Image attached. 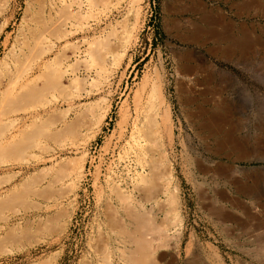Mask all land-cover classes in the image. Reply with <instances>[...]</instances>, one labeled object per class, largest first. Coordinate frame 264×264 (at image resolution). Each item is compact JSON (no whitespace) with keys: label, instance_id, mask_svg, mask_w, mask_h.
Instances as JSON below:
<instances>
[{"label":"rangeland","instance_id":"1","mask_svg":"<svg viewBox=\"0 0 264 264\" xmlns=\"http://www.w3.org/2000/svg\"><path fill=\"white\" fill-rule=\"evenodd\" d=\"M247 7L165 27L155 0H0V264H126L129 213L168 234L157 264H264V0Z\"/></svg>","mask_w":264,"mask_h":264},{"label":"crops","instance_id":"2","mask_svg":"<svg viewBox=\"0 0 264 264\" xmlns=\"http://www.w3.org/2000/svg\"><path fill=\"white\" fill-rule=\"evenodd\" d=\"M155 4L160 24L165 27L182 25L187 18H194L196 25L211 24L207 21L209 7L215 14L214 25L231 26L248 16V0H155Z\"/></svg>","mask_w":264,"mask_h":264},{"label":"bare ground","instance_id":"3","mask_svg":"<svg viewBox=\"0 0 264 264\" xmlns=\"http://www.w3.org/2000/svg\"><path fill=\"white\" fill-rule=\"evenodd\" d=\"M24 75V74H22ZM21 76V75H20ZM12 77V76H11ZM20 78V77H19ZM34 78L32 79V81ZM13 82V81H12ZM18 82V81H17ZM28 82V81H27ZM16 83V82H15ZM13 84V83H12ZM17 84V83H16ZM23 84V83H22ZM26 86V85H25ZM14 87V86H12ZM24 87V86H23ZM15 88V87H14ZM159 88V87H158ZM157 88V89H158ZM156 89V90H157ZM160 93L159 90L155 93ZM159 95V94H158ZM161 97H159L160 99ZM164 99V98H163ZM159 101V100H158ZM164 104V103H163ZM162 104V105H163ZM155 106V105H154ZM153 107V106H152ZM159 112V111H157ZM156 112V113H157ZM168 114V113H167ZM1 116V115H0ZM168 116V115H167ZM163 118V117H162ZM164 121V120H163ZM167 121V120H166ZM164 123V122H163ZM168 124V123H167ZM166 130V129H165ZM168 130V129H167ZM167 132H170L169 130ZM169 134V133H168ZM169 136V135H168ZM167 136V137H168ZM170 138V137H169ZM167 140V139H166ZM165 140V141H166ZM171 141V140H170ZM171 143V142H170ZM169 143V144H170ZM167 144V142H166ZM171 147V146H170ZM167 152V151H166ZM152 165V164H151ZM154 166V165H153ZM152 166V167H153ZM128 214V213H127ZM129 217H131V220L135 222V230L134 232H130L128 235L129 242L131 246V249L129 251V254L125 257L126 258V264H157L155 260V254L157 253V249L161 246L158 245V241L161 240V238H165L168 234L166 233L165 229L162 228L160 225H155L151 223L152 220L146 219L144 215H141L140 213H129ZM151 217V216H150ZM181 219V218H180ZM182 221V220H181ZM131 225V224H130ZM162 225V224H161ZM132 226V225H131ZM124 227V226H123ZM164 227V226H163ZM125 231V230H124ZM121 233V231H120ZM124 233V232H123ZM122 234V233H121ZM120 235V234H119ZM122 236V235H121ZM124 237V236H123ZM183 237V235H182ZM122 239V238H121ZM120 239V240H121ZM179 240V239H178ZM163 241V240H162ZM190 241V240H189ZM164 244V242H162ZM189 243V242H188ZM161 244V243H160ZM105 246V244H104ZM158 246V247H157ZM191 246L192 243H190L187 247V254H191ZM103 247V246H102ZM99 251V250H98ZM97 251V252H98ZM101 251V249H100ZM105 251V249H104ZM106 252V251H105ZM125 252V251H124ZM96 253V252H95ZM101 253V252H100ZM124 254V253H123ZM109 255V254H108ZM182 255V254H181ZM198 256V255H197ZM194 257V256H193ZM121 258V257H120ZM190 260V259H189ZM200 260V259H199ZM187 261V260H186ZM108 263V262H107ZM124 263V262H123ZM195 262L189 261L187 264H194Z\"/></svg>","mask_w":264,"mask_h":264}]
</instances>
